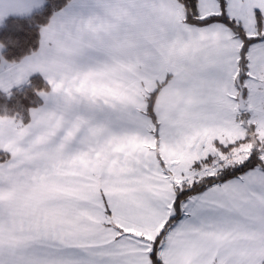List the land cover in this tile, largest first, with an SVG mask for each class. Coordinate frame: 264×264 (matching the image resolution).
<instances>
[{"label": "snow or ice", "instance_id": "snow-or-ice-1", "mask_svg": "<svg viewBox=\"0 0 264 264\" xmlns=\"http://www.w3.org/2000/svg\"><path fill=\"white\" fill-rule=\"evenodd\" d=\"M35 48L0 116V264H264V0H0Z\"/></svg>", "mask_w": 264, "mask_h": 264}, {"label": "trees", "instance_id": "trees-1", "mask_svg": "<svg viewBox=\"0 0 264 264\" xmlns=\"http://www.w3.org/2000/svg\"><path fill=\"white\" fill-rule=\"evenodd\" d=\"M36 39L26 19L10 16L0 23V55L9 62L18 61L29 49H34ZM47 88L39 75H32L24 85L9 90V94L0 92V116H16L27 123L30 108L41 103L38 93Z\"/></svg>", "mask_w": 264, "mask_h": 264}, {"label": "crops", "instance_id": "crops-1", "mask_svg": "<svg viewBox=\"0 0 264 264\" xmlns=\"http://www.w3.org/2000/svg\"><path fill=\"white\" fill-rule=\"evenodd\" d=\"M1 23V22H0ZM32 75H39L42 79H43V81L47 84V82H46V80L44 79V77L42 76V74H40L39 72H36V73H32V74H30L29 76H28V78H27V81H28V79L32 76ZM27 83V82H26ZM25 83H21V84H19V85H14L11 89H13V88H16V87H19V86H21V85H24ZM47 87H49L48 86V84H47ZM10 89V90H11ZM48 89V88H47ZM40 99H41V103H40V105H38V106H36V107H32V108H30V109H34V108H38V107H42L43 106V104H44V101H43V98L40 96ZM29 119H30V114H29Z\"/></svg>", "mask_w": 264, "mask_h": 264}, {"label": "clouds", "instance_id": "clouds-1", "mask_svg": "<svg viewBox=\"0 0 264 264\" xmlns=\"http://www.w3.org/2000/svg\"><path fill=\"white\" fill-rule=\"evenodd\" d=\"M0 22H2V21H0Z\"/></svg>", "mask_w": 264, "mask_h": 264}]
</instances>
